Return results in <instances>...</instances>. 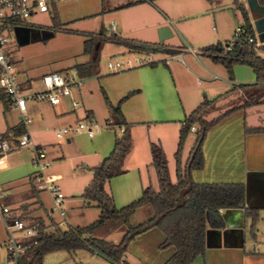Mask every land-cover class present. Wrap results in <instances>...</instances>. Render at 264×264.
<instances>
[{"label": "crops", "instance_id": "1", "mask_svg": "<svg viewBox=\"0 0 264 264\" xmlns=\"http://www.w3.org/2000/svg\"><path fill=\"white\" fill-rule=\"evenodd\" d=\"M217 1L220 2V0H107L106 9V0H101L100 12L107 11V18H110V26L112 21H114V25L117 23L114 31L121 36L154 43L160 42L157 32L158 28L163 25H169L168 21L173 25V18L181 21L206 13L215 17L216 9L218 8ZM259 3L262 4L260 1ZM247 7L255 29L257 44H264V34H262L263 40L259 39L255 24L256 16L249 5ZM71 21H63V27L67 28L65 25L70 24ZM29 25L30 23L16 26L11 56L13 61L17 63L18 79L21 87L26 90H37L42 87L41 77L46 72L40 74L31 73L29 69L22 66V58L15 56V51L18 50L19 45H25L31 41L27 37L28 30L26 28L30 27ZM36 27L42 29V27ZM144 27H147V29H144ZM48 29L54 30L50 26H48ZM68 31L78 33L80 37L73 51L74 61L70 65L56 66L53 70H64L68 67L74 68L76 63L88 60V55L84 53V35L82 32L89 30H79L69 26ZM35 35L34 40H44L47 37H51H38L39 35L36 33ZM170 38L162 41L163 47L157 50V52L163 53L161 57H158L163 59L159 63L155 62L116 72L110 71L108 67L107 70H104L100 66L98 74L83 77L82 84L75 86L73 89V97L80 102L79 106L75 107L73 105L72 97H64L57 104L47 102L53 108L57 119L68 125L84 118H91L98 122L97 109L93 103V97L98 91H101L107 108L104 115L106 124L111 119L104 99V92L112 104L120 103L125 119L131 124L132 147L124 159L123 168L125 171L113 176L106 183L107 189L112 192L115 203L119 207L137 199L144 187L151 185L157 189L159 186L156 170L151 162V141L162 144L170 170L169 156L171 154L176 160L175 152L179 140V130L186 114L193 110L204 97L213 98L215 94H217L216 96L225 94L233 83H252L256 81L251 70L240 67L239 63L233 66L235 79H230L228 75L227 77L220 76L205 63L207 60L211 63L213 62L214 65H218L220 62L202 54L200 49L204 46L197 51L191 46L186 36L178 44L170 42ZM115 45L118 49L112 56L129 51L124 45ZM167 55H172V57L169 60H165L164 58ZM248 66L252 68L251 65ZM188 73L197 77L199 85H202L203 81H206V85L201 87L192 86L185 77V74L188 75ZM218 78L225 79L223 87L214 85L215 80ZM223 89L225 90L222 91ZM241 91V96L244 97V91ZM232 93L235 92L233 91ZM232 93L230 92L226 95ZM30 101L32 100L28 102ZM0 103L2 104L0 114L4 116L5 122H2L0 134L7 130H9L8 134H17L15 131L22 119L20 118L15 123H10L5 114L10 109H16L18 113L20 112L6 100ZM233 106H227L224 109L218 108L210 112L209 115L211 114L213 118ZM257 126H264V102L238 106L225 113L207 130L202 143L203 167L193 169L190 173L192 180L195 182L243 183L246 190L244 206L257 208L258 212L255 234L253 235L251 231V218L246 216L244 206L222 208L220 213L223 223L220 226L207 224L205 253L203 256L196 257L189 264H264V130H247V128ZM117 134L113 126L104 127L103 125V130L97 132L91 138L86 134H69L66 136L69 143L74 141L77 144H84L80 153L81 168L92 171V167L110 153ZM188 137L189 135L185 140L182 152L183 164L187 161L195 142V137L193 140ZM44 145L47 146V144ZM22 148L30 150L32 162V150L29 147ZM47 148V155L50 159L49 147L47 146ZM10 153L7 157H9ZM50 160L52 163V159ZM9 164L10 160L7 158L5 164L0 168H5ZM33 173L34 170L28 173V185L21 190L18 189L19 187L15 183L0 185L7 193L6 199L8 201L13 200L19 192H25L26 190L25 194L30 192ZM91 177L87 175L84 180L90 181ZM2 179L3 177L0 175V182L3 183ZM42 191L44 190L39 192L41 200L40 194ZM42 202L44 204L43 200ZM87 203L94 205L91 201H87ZM10 205L20 212L14 207L13 201ZM36 206L37 204L30 208L34 209ZM41 210H44V213H41ZM46 210L47 207L44 204V208L36 209L32 215H40L49 222L50 219L46 217ZM55 220L58 221L56 218ZM164 240L165 233L157 226L137 234L127 246L124 262L126 264H164L175 250L172 245L161 247V243ZM97 254L106 258L99 253Z\"/></svg>", "mask_w": 264, "mask_h": 264}, {"label": "trees", "instance_id": "2", "mask_svg": "<svg viewBox=\"0 0 264 264\" xmlns=\"http://www.w3.org/2000/svg\"><path fill=\"white\" fill-rule=\"evenodd\" d=\"M213 1V0H209ZM235 3L236 0H234ZM264 3V0H259ZM238 8L244 19L241 25L242 32L233 35L225 41L208 44L200 49L202 54L222 63L228 72L229 78L234 79L233 66L236 63L251 65L256 81L252 83H233L232 87L213 98L204 97L201 102L186 114L179 130V140L176 157V180L171 178L168 159L160 142L151 141L150 150L152 164L155 167L158 188L148 185L143 188L141 195L129 203L117 206L112 192L107 189L106 183L115 175L123 173V163L132 147L130 123L127 122L120 107L114 105L104 92V99L109 109L111 126L123 128L116 135L114 146L97 165L92 167L93 175L85 185L81 196L94 203L100 209L98 217L84 226H69L64 229L53 218L47 222L40 215H32L36 209L44 208L39 197L40 189L37 188L32 178L30 192L25 194V199H33L23 204L21 218H28L38 223V234L24 239L31 243L27 251L19 259L18 264H42L44 255L58 249L74 251L78 248H87L93 253H99L115 262H124V254L129 242L139 233L153 226L159 227L165 233V240L161 247L172 245L174 253L164 264H189L198 256H203L206 250L207 224L220 226L223 223L220 209L240 207L245 205V185L240 182H195L188 176V169H200L204 165L202 143L207 130L217 122L225 113L238 106H248L264 102V56L257 52L262 45L257 44L255 29L250 18L249 10L239 4ZM63 22L53 16L52 29H63ZM84 35V53L88 60L74 65V69L81 77H89L99 73L100 59L103 46L110 42L124 45L129 51H143L147 49L158 50L163 47V42H147L135 38H126L114 30L104 28L101 31H86ZM254 41H250L249 37ZM154 47H153V46ZM231 46V49H228ZM153 64V63H152ZM243 90V101L218 116L211 119L206 115L216 108V102L224 95L235 90ZM192 126L195 127L192 130ZM250 131L264 130V126L247 128ZM9 130L0 134L7 135ZM17 134L24 132L23 121L15 131ZM195 133V142L187 161L182 163V152L187 136ZM194 156L192 157V154ZM191 182V188L185 195V202L178 205L179 191ZM6 202L10 204L12 201ZM36 208L31 209V205ZM90 205V203H87ZM142 207H150L152 214L144 220L133 224L131 218ZM245 214L251 218V231L255 234V224L258 219L257 208L244 206ZM125 226L126 230L118 242L108 240L106 236L113 230ZM53 227V228H50ZM35 240V241H34Z\"/></svg>", "mask_w": 264, "mask_h": 264}, {"label": "rangeland", "instance_id": "3", "mask_svg": "<svg viewBox=\"0 0 264 264\" xmlns=\"http://www.w3.org/2000/svg\"><path fill=\"white\" fill-rule=\"evenodd\" d=\"M259 2V0H257ZM220 0L217 1L218 8L216 9L215 17L209 14H198L193 18L178 20L172 19V24L168 21V24L173 30V36L170 38V42L178 44L182 42L184 36L188 38L191 46L195 50H199L202 46L215 43L218 40L225 41L233 38V35L238 26H241L244 19L238 8L239 4H243L247 9V5L252 8L253 0ZM158 3V2H157ZM264 5V3H262ZM50 10L46 12H38L33 14L29 19L30 27H27V37L31 40L25 45H19L18 50L15 51V56L22 58V66L29 69L33 74H40L43 72L52 71L59 65H70L74 61L73 51L79 40V34L69 32V26L71 28L79 30L89 31H101L104 28L110 30V18H107V11H101V0H52L49 2ZM107 9V0L105 3ZM250 14V13H249ZM261 16L264 13H260ZM57 15V18L61 22L70 21V24L65 25L67 28L54 29V34L51 37H47L44 40H34L36 26L42 28H48L53 24V16ZM256 16V15H255ZM257 17V16H256ZM259 17V16H258ZM117 27V23L115 24ZM30 28V29H29ZM177 28V29H176ZM34 29V30H33ZM147 29V27H144ZM158 32V30H157ZM190 33V34H189ZM257 48V52L264 56V44ZM117 46L113 43H106L103 47L100 59V66L107 70L108 60L112 57V54L116 51ZM119 55V54H118ZM162 52L158 51L156 57H161ZM117 56V55H115ZM187 59V57L185 56ZM161 61H158V63ZM216 73L220 76L227 77L228 72L226 68L219 63L214 65L213 62L205 61ZM240 67L248 68L251 70L254 78L256 74L254 70L248 65L240 64ZM52 69V70H51ZM68 69V70H65ZM60 71H72L74 68L68 67ZM189 75V76H188ZM185 74L186 80L194 87H201L206 85V81H203L202 85L197 82V77L191 75V73ZM229 76V75H228ZM233 76L235 79V70L233 69ZM83 79V78H82ZM217 86L223 87L225 85V79L218 78L215 80ZM223 89L222 91H224ZM235 93L221 97L216 102V108H225L227 106L237 105L244 99L241 96L242 91L235 90ZM239 92V93H237ZM217 94H215L216 96ZM213 96V97H215ZM93 103L97 109L98 123L106 126L104 115L106 114V106L103 101L101 91H98L93 97ZM219 107H217V105ZM2 104L0 103V108ZM1 110V109H0ZM8 117L10 123H15L18 119H23L22 114L18 113L16 109H10L5 114ZM30 118L28 122V128L31 131L34 141L47 144L49 147V157L52 159L48 173L59 174V184L61 191L64 193V201L61 206L66 211V220H62L58 214H55V218L59 221L62 228L66 229L69 226H84L98 217L99 209L94 205H88L86 200L81 196L84 189V185L89 180H84L85 176H92V171L86 168H81L80 153L84 144H77L74 141L69 143L67 136L58 138L55 131L68 124L62 123L57 119V116L53 112V108L46 101L32 100L28 102V114ZM212 115L209 113L206 118L211 119ZM210 117V118H209ZM4 122V116L0 114V127ZM77 122V121H76ZM75 122V123H76ZM5 123V122H4ZM117 133H120V129L113 127ZM103 130V127L100 131ZM97 134V133H96ZM79 135V134H77ZM194 133H190L189 137L193 140ZM10 164L5 168H0V175L3 179L0 182L2 184H17L18 189L21 190L26 187L28 173L35 170L31 162V152L28 148H21L18 151L10 153ZM175 163L174 156L170 154L169 164L171 170V177L175 180ZM27 191V190H26ZM25 191V192H26ZM25 192H19L11 200L15 204V208L23 211V204L31 202L33 199H25ZM44 204L47 208L52 205L51 195L48 191L44 190L40 194ZM35 206V205H31ZM150 207L140 208L131 218V222L136 224L152 214ZM44 213V210H41ZM126 230L125 226H121L106 237L115 242L121 240L122 235ZM8 234L5 230L4 219L0 213V241L5 240ZM0 264H9L8 251L6 248L0 249ZM42 264H113L106 258L93 253L87 248H78L74 251H67L65 249H58L48 252L44 255Z\"/></svg>", "mask_w": 264, "mask_h": 264}, {"label": "built area", "instance_id": "4", "mask_svg": "<svg viewBox=\"0 0 264 264\" xmlns=\"http://www.w3.org/2000/svg\"><path fill=\"white\" fill-rule=\"evenodd\" d=\"M50 1L52 0H0V102L6 100L11 106L17 108L23 115L24 125V132L21 134L0 135V167L5 164L10 152L22 147H29L33 154L32 164L35 168L33 173L35 184L38 189L46 190L51 195L52 205L47 208L46 217L55 220V214H58L62 220H65L66 211L61 206L65 196L61 191L58 181L59 176L47 172L51 166V160L47 155L48 148L44 144L34 142L28 128L30 118L26 114L29 100L57 104L64 97H72L73 105L75 107L79 106L80 102L73 97V89L75 86L82 84L83 77L79 76L76 70H52L42 75V87L40 89L26 90L20 85L17 63L13 61L11 56L16 26L28 24V19L35 13L48 11ZM114 28V21H112L110 30H114ZM241 32L242 28L238 26L235 34L238 35ZM249 40L254 41V38L251 36ZM228 49H231V46H228ZM156 53L157 51L152 48L143 51H127L112 56L108 60L107 67L110 71L116 72L163 60L156 57ZM171 57L172 55H167L164 59L169 60ZM108 125H111L110 122L106 124V126ZM102 127L103 125L95 120L84 118L74 124L57 129L55 134L58 138L69 134H86L91 138ZM191 129L194 130L195 127L192 126ZM120 131H123L122 127ZM6 198L7 193L0 186V213L8 234L5 240L0 241V249H7L9 264H18L19 259L31 244L25 242L24 239L38 234V223L28 218H21V213L8 204ZM115 264L126 263L119 261Z\"/></svg>", "mask_w": 264, "mask_h": 264}, {"label": "water", "instance_id": "5", "mask_svg": "<svg viewBox=\"0 0 264 264\" xmlns=\"http://www.w3.org/2000/svg\"><path fill=\"white\" fill-rule=\"evenodd\" d=\"M251 10L256 15V27L257 31L259 33V39L263 40L262 34H264V15L261 16L260 13H264V5L260 4L257 0H253L252 2ZM259 16V17H258ZM36 34H38V37H47V36H52L54 34V31L48 28H36L35 30ZM173 35V31L171 30L169 25H163L160 28H158V38L159 41H165L166 39L170 38ZM194 156V153L192 154V157ZM191 171L188 169V176L191 177L190 175ZM191 188V182L187 185L184 186L180 189L179 191V200H178V205H181L185 202V195L186 193L190 190Z\"/></svg>", "mask_w": 264, "mask_h": 264}]
</instances>
